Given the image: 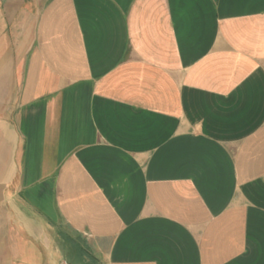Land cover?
<instances>
[{
	"label": "crops",
	"instance_id": "obj_1",
	"mask_svg": "<svg viewBox=\"0 0 264 264\" xmlns=\"http://www.w3.org/2000/svg\"><path fill=\"white\" fill-rule=\"evenodd\" d=\"M264 264V0H0V264Z\"/></svg>",
	"mask_w": 264,
	"mask_h": 264
},
{
	"label": "built area",
	"instance_id": "obj_2",
	"mask_svg": "<svg viewBox=\"0 0 264 264\" xmlns=\"http://www.w3.org/2000/svg\"><path fill=\"white\" fill-rule=\"evenodd\" d=\"M62 264H68V262L65 261V262H63Z\"/></svg>",
	"mask_w": 264,
	"mask_h": 264
}]
</instances>
